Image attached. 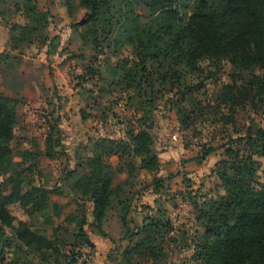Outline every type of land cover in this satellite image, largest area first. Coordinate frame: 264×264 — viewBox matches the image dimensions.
<instances>
[{
    "label": "trees",
    "instance_id": "16d2710c",
    "mask_svg": "<svg viewBox=\"0 0 264 264\" xmlns=\"http://www.w3.org/2000/svg\"><path fill=\"white\" fill-rule=\"evenodd\" d=\"M78 1L86 8V17L84 29L78 33L76 57L82 59L83 50L90 53L83 70L89 76L99 74L101 80L107 77L108 85L117 87L123 96V105L143 114L137 130H128L121 138L94 139L96 152L86 160L78 157L74 168L62 177L61 186L77 201L91 203V225L95 224L103 237H107L103 222L117 203L124 209L120 223L123 237L129 241L126 264H160L163 251L156 240L175 228L167 211L145 204L151 212L133 229L128 223L131 205L123 202L129 191L131 200L149 188L160 193L164 185L161 176H153L140 189L134 188L140 171L156 174L160 166L146 120L148 107L154 98L174 92L178 120L188 127L191 116L201 115L203 110L200 99L193 95L196 85L188 80L199 76L201 63L207 61L229 63L247 75L242 85L232 82L221 86L215 107L228 112L221 120L231 122L238 107L255 109L256 98H264V0ZM64 4L70 12L71 0H64ZM13 11L25 22L11 23L10 50L29 47L51 23L50 11L38 10L32 0H15ZM52 41L58 43L56 37L50 39L47 53L57 51ZM105 48L109 55L102 65L104 70L97 71L93 61ZM124 50L128 55L123 56ZM8 51L0 52L4 73L8 71ZM100 91L97 89V94ZM185 102L190 110L182 105ZM17 104V98L0 90V264H23L31 255L42 264H57L61 258L63 264H75L76 249L83 244L94 246L84 230L66 257L56 237L32 230L11 213L10 206L18 202L21 208L32 206L49 223H53V215L60 214L59 206L50 204L48 191L34 177L40 157L54 158L62 152L59 119L50 124L43 151L32 144L15 155L12 141ZM80 114L87 119L82 110ZM220 148L221 159L209 173V186L190 187L183 193L191 206L197 238L191 259L196 264H264V180L260 179L264 177V124L248 128L242 136L227 138ZM212 150L203 148L200 159ZM54 191L60 194V187ZM155 211L157 215H153Z\"/></svg>",
    "mask_w": 264,
    "mask_h": 264
},
{
    "label": "rangeland",
    "instance_id": "374dc122",
    "mask_svg": "<svg viewBox=\"0 0 264 264\" xmlns=\"http://www.w3.org/2000/svg\"><path fill=\"white\" fill-rule=\"evenodd\" d=\"M32 1L38 10L50 11L51 23L39 40L34 41L29 47L21 46L16 50H10V25L14 22L23 23L25 20L19 14L14 13L15 0H0V51L9 49L10 55L6 73L2 71L4 65L0 64V90L8 95H12L14 92L12 89L16 87H23L24 89L21 91L29 90L25 101L21 103L23 109L21 127L17 126L12 141L15 155L22 150L23 146L20 130L22 132L23 129L25 132L22 137L28 143L32 142L30 141L32 138L44 142L50 124L55 118L60 120L61 116L58 113L60 110L63 111L62 121H59L63 130L60 135V139L63 141L61 154L50 160L42 157L38 164L37 176L30 175V177L36 178V182L37 180L41 182L43 178L45 179L44 185H53L58 188L56 186L57 173H64L72 168L78 157L86 160L96 152L98 144L94 143L97 140L92 141L100 137V132L93 126L95 120L103 122L102 134H105L106 137L114 135L121 138L128 130H137L143 112L124 106L123 96L118 92L117 87L108 85L107 77H103L101 80L98 78L99 74L94 73L89 76L83 70V65L88 62L90 53L83 50L84 57L82 59L76 55L79 54L77 39L78 33L84 29L83 21L86 17V8L81 6L78 0H71L70 12H68L64 0ZM55 37L58 43L55 45L56 41L53 42V40L52 45L62 47V51L72 47V53H75V59L62 63L61 70L63 72L61 75L65 80L66 88L64 89L63 86L60 89L61 94L54 85L48 88L56 71V68L51 64H56L55 60L57 59L53 57L54 53L45 54V46L50 39ZM108 53L109 50L105 48L103 53L97 56L98 59L93 61V66L97 71L104 70L102 65L106 56L109 55ZM128 53V50H124L123 56ZM114 60L116 61L115 58H112V61ZM201 70L202 73L199 76L193 75L188 81L190 85H199L198 89L195 86L193 95L200 99L203 110L201 115H197V113L195 116H191V123L188 127L185 128L178 120L177 97L173 94L174 92L165 94L164 98H154L148 107L150 112L146 116L147 123L151 125L150 132L156 152L167 151L168 155L172 154L170 159L167 155L164 158L168 162L166 176L162 177L164 185L160 192L161 195L156 198L152 206L150 205L153 208L165 209L175 227L173 233H164L163 238L156 240L157 245L163 251L160 264H196L191 259L197 240L194 234L195 227L192 221L191 206L187 203L183 193L190 187L195 190L202 185L209 186V173L214 164L221 159L220 145L227 138L242 136L248 128L255 129L264 124V98H256L255 109L236 108L233 120L227 123H224L220 118L222 114L228 113L227 110L224 107H215L221 86L232 82L237 85L244 84L247 79L245 72L226 62L209 64L207 61L201 63ZM5 78L6 81H4ZM99 88L101 91L97 94ZM148 90L147 87L146 91ZM63 97H65V101L62 99ZM54 99L59 101L54 103ZM77 103L79 108L76 106ZM209 104L210 107L207 106ZM182 105L188 110L191 108L187 102ZM70 106V110H66ZM80 110L88 115L87 119L81 118ZM40 111L48 113L45 124L41 119ZM72 111H75L77 115H73ZM88 137L89 142H86ZM115 137L113 138L116 139ZM205 147H211L213 150L206 158L200 159L199 156ZM111 161H115V158H111ZM80 168L82 169V167ZM47 172L53 175V180L46 178L47 176L44 174ZM150 179L139 175L134 188L140 189L139 187L149 183L144 181ZM260 179L264 180V177L261 175ZM2 180L3 177L0 176V182ZM61 183L60 194L54 190L47 194L50 204L55 203L59 206L60 214L58 217L52 216L53 223L43 219L32 206L21 208L18 202L10 206L16 221L25 222L32 230H43L49 238L56 237L59 241L58 247L66 257H69L70 245L84 230L94 246L85 252L87 260L84 259L86 261L77 260L75 264H126L125 252L129 241L123 237L125 231L120 223L124 209L117 203L113 204L103 222V230L107 236L106 244L98 243L96 239L100 237L99 229L95 224L91 225L90 204L81 203L68 195H62L64 190ZM141 194L130 200L129 191L123 198L125 199L123 202L129 203L132 208L129 211L128 223L129 227L133 229L140 227L144 223V216L151 212L147 210L145 204H139ZM153 215H157L156 211ZM130 219L133 220L130 221ZM83 220L86 222L83 223ZM77 251L82 253L79 248L75 250V252ZM23 264L42 263L31 255L27 260H23ZM57 264H63L62 258Z\"/></svg>",
    "mask_w": 264,
    "mask_h": 264
},
{
    "label": "crops",
    "instance_id": "0c3cea01",
    "mask_svg": "<svg viewBox=\"0 0 264 264\" xmlns=\"http://www.w3.org/2000/svg\"><path fill=\"white\" fill-rule=\"evenodd\" d=\"M72 47H70L69 49H66V50H64V51H62V47H57V51L53 54V53H50V54H53V55H55V56H53V57H55L57 60H55L56 61V64H51V66H53L54 68H56V73L54 72V74H55V76L53 77V80H51L50 82H49V87L48 88H51V86L52 85H54V86H56L57 88H58V90H59V94H61V91H60V89L63 87L64 89L66 88V84L64 83L65 82V80L63 79V76L61 75V72H63V70H61V68L63 67V62L64 61H69V60H73V59H75V53H72V50L73 49H71ZM70 49H71V51H70ZM9 49H5V51H8ZM0 52H2V51H0ZM45 54L47 55V46H45ZM73 54V55H72ZM72 58H71V57ZM49 57H50V55H49ZM62 76V77H61ZM24 88L22 87V88H19V87H16V88H14V89H12V91H14L13 92V94L12 95H8V94H6L7 96H9V97H13V98H17L18 99V104H17V115H18V120H17V125H16V127H15V129H14V135H15V131H16V128H17V126H19L20 125V127H21V124H22V111H23V109H22V105H21V103L22 102H24L25 101V99H26V97H27V95H28V92L27 91H29L28 89L27 90H24V91H21V90H23ZM27 92V93H26ZM63 96H65L64 94H62ZM64 101H65V97H63L62 98ZM59 100L58 99H54V103L55 102H58ZM77 108H79V105H78V103H77ZM75 106V107H76ZM70 108H71V106L70 107H67L66 108V110H70ZM76 110V109H75ZM71 113V112H70ZM72 113H73V115H77V113H75V111H72ZM61 117H60V122L62 121V115H63V111L62 110H60L59 111V113H58ZM59 122V128L61 129V123ZM61 131L63 132V130L61 129ZM19 133H20V136H21V138H22V141H23V143H22V149H29V148H31V146H32V144H36V145H38V147L40 148V150H44V142L43 141H39V140H37V139H35V138H32V139H30V141H32L31 143H28L27 141H25L24 139H23V135L25 134V132L23 131V129H22V132H21V130L19 131ZM84 134H86V135H88L87 133H84ZM29 136V135H28ZM31 136V135H30ZM113 137H115L114 135H113ZM115 138H117V137H115ZM89 140V137L88 138H86V142H89L88 141ZM61 143H63V141H61ZM60 149L58 148L57 149V151H59ZM179 150V149H178ZM169 154V152H158V158H159V162H160V166H159V171H158V173H156V174H152V173H149V172H147V171H140V173H139V175L140 176H146L148 179H150V180H148V181H144L145 183L146 182H150L151 180H152V177L153 176H161V177H165L166 176V172H167V162L168 161H165L164 160V158H166L165 156L167 155V156H169V159L171 158V156H172V154H170V155H168ZM60 155V154H59ZM58 156V155H57ZM44 157V156H43ZM42 157H40L39 158V162H40V159H41ZM46 159H54V158H48V157H45ZM55 158H56V156H55ZM174 158V157H173ZM170 161V160H169ZM39 162H38V164H39ZM76 164V163H75ZM75 166V165H74ZM74 166H72V168H70V169H73L74 168ZM66 173V171H64V173H57L58 174V182L56 183V186L57 187H59L60 186V183H61V180H62V177L64 176V174ZM44 175H46L47 177L46 178H49V179H51V180H53V175L51 174V173H49V172H47V173H45ZM139 175H138V178H139ZM36 176H37V174H36ZM57 176V175H56ZM152 176V177H151ZM137 178V179H138ZM35 180H36V178H35ZM147 180V179H146ZM59 181H60V183H59ZM43 182H45V179H43L42 178V181L40 182V180H37V184H42V185H44L43 184ZM143 182V181H142ZM142 182H141V184H142ZM143 182V183H144ZM47 191H48V194H49V192H52L53 190H55L56 189V187H54L53 185H51V186H49V185H47V184H45L44 186H43ZM62 195H68V196H70V197H72L73 198V196H72V194L71 193H68V191H64L63 192V194ZM161 194L160 193H154V192H152L151 191V189L149 188L148 190H146V191H143L142 192V194L140 195V197H141V201L139 202V204H146V205H151L152 206V204H153V202L156 200V198L158 197V196H160ZM87 204H90V206H91V208H92V205H91V203H89V202H87ZM91 208H90V210H91ZM100 236V235H99ZM96 241L98 242V243H104V245L106 244V237H103V236H100L99 237V239H96ZM108 242V241H107Z\"/></svg>",
    "mask_w": 264,
    "mask_h": 264
},
{
    "label": "built area",
    "instance_id": "2783aa9c",
    "mask_svg": "<svg viewBox=\"0 0 264 264\" xmlns=\"http://www.w3.org/2000/svg\"><path fill=\"white\" fill-rule=\"evenodd\" d=\"M40 115H41V119H42V121H44V124H45V122H46V119L48 118V113L47 114H45L43 111H40ZM93 126L96 128V129H98V131L100 132V137L101 138H111V139H113V137H106V135L105 134H102V131H103V122L101 121V120H95L94 122H93ZM43 129H44V125H43ZM90 249H92V248H90L88 245H86V244H83V245H81L80 247H79V250H81L82 251V253H79L78 251H77V254H76V260H79V261H82V260H84V261H86L87 260V258H86V256H85V252H87L88 250H90ZM86 260H85V259ZM83 261V262H84Z\"/></svg>",
    "mask_w": 264,
    "mask_h": 264
}]
</instances>
